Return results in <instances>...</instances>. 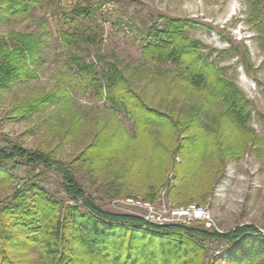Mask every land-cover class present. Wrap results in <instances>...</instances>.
I'll list each match as a JSON object with an SVG mask.
<instances>
[{"label":"rangeland","instance_id":"374dc122","mask_svg":"<svg viewBox=\"0 0 264 264\" xmlns=\"http://www.w3.org/2000/svg\"><path fill=\"white\" fill-rule=\"evenodd\" d=\"M78 1L34 0L32 9L24 14L0 12V36L6 38L8 46L14 45L11 32H34L43 45L41 61L32 64L37 78L0 89V141L28 150L54 151L59 161L75 170L86 198L105 213L139 220L141 224L132 226L142 231H149L151 226H183L226 234L251 225L264 235V153L259 145L248 142L245 153L239 158H225L224 166L215 168V159L205 156L197 170L184 167L177 173L174 162L180 164L182 159L176 149L184 136L202 133L199 126L211 133H229L231 119L224 117L223 105L208 99L205 89L182 90L180 86L186 84L180 78L190 79L184 73L186 67L179 69L171 59L145 54L144 35L138 31L143 19L148 26L160 28L171 19L183 21L184 26L175 25L184 39L179 47L191 43L203 61L243 92L249 113L243 116L245 127L264 139V48L257 29L258 24H264V0L257 4V0H96L95 20L90 27L100 42L63 48L60 32L72 29L62 11L69 13ZM82 23L77 21L75 28L83 32ZM73 58L93 65L92 75L83 76ZM108 64L116 65L127 80L123 87L127 100L117 99L95 73ZM62 88L67 89L71 100L23 117L12 110ZM142 106L166 113L179 122L178 127L167 126L157 118L151 126L141 128L138 119ZM197 112V123L183 134L186 118ZM102 138L112 140L116 152L103 153L96 160L90 155V147ZM167 148L172 155L165 167L161 153ZM0 170L13 176L0 175V201L10 198L33 177L27 168ZM38 183L61 205H76L54 172L40 175ZM181 195L193 200L188 205L206 207L215 226L161 220L169 210L188 206L180 204ZM203 247L204 264H236L224 252L227 242L209 239ZM261 249L258 264H264V245ZM7 254L20 264L14 251ZM24 257L25 264L44 263L47 258L37 245Z\"/></svg>","mask_w":264,"mask_h":264},{"label":"trees","instance_id":"16d2710c","mask_svg":"<svg viewBox=\"0 0 264 264\" xmlns=\"http://www.w3.org/2000/svg\"><path fill=\"white\" fill-rule=\"evenodd\" d=\"M96 2L81 0L75 3L69 13L62 11L64 16H68L66 20H69L68 26L72 29L60 32L63 48L100 42V36L92 32L90 27L95 20ZM257 3L260 1L257 0ZM34 4V0H1L0 12L24 14ZM79 20L83 22L81 28L86 29L83 32L75 28ZM146 22V19L141 20V28L138 30L144 35L142 42L145 44V54L171 59L179 69L185 66L184 73L190 79L180 78L186 84L180 86L182 90L205 89L208 99L223 105L226 108L224 117L231 119V134L211 133L199 126L202 133L189 135V126L197 123L199 113L186 118L182 133L187 135L176 149L182 163L173 161V168L177 173L184 167L197 170L205 156L215 159V168L224 166L225 158L242 156L247 150L248 142L259 145L264 153V139L257 137L254 130L245 127L243 116H249V113H246L248 104L243 92L234 83L222 78L219 70L212 64L203 61L191 43L179 47L184 39L175 25L182 27L185 23L171 19L160 28L155 24L148 26ZM257 29L260 45L264 48V24H258ZM9 38L14 43L13 46H8L6 38L0 36V89L15 82H28L37 78V71L32 69V64L41 61L43 45L36 33L11 32ZM81 62L79 58H73L77 70L83 76L87 73L91 76L90 70L94 71V66ZM95 73L101 76L110 92H115L117 99H126L123 87L127 80L116 65L108 64L107 68L96 69ZM103 88H99L101 93ZM65 100L71 98L67 89L62 88L43 93L12 110L18 117H23L40 113L44 107L55 106ZM140 114L142 117L138 119V123L144 129L157 121V118L175 129L179 125V122H174L166 113L156 112L146 106L141 107ZM112 142L100 139L90 147V155L98 160L103 153H115ZM170 154L172 155L168 148L161 153L165 167L168 166ZM0 168L11 171L27 168L33 174L22 189L0 201V264H15L8 256V250L16 253L20 264H25L26 252L35 245L47 257L40 264H204L206 250L203 242L209 239L227 242L224 252L229 261L236 264H258L257 260L262 256L264 235L251 225L239 226L226 234L183 226H151L149 231H142L132 226L137 222L141 224L139 220L103 212L86 198L75 170L69 163L59 161L54 151L28 150L18 144L0 141ZM49 172H54L61 179L63 191L76 205H61L55 196L40 186V175ZM8 174L0 170L3 177H13L11 173ZM32 193L34 195L31 197ZM185 196L179 197H183L180 204L193 203V200ZM9 221L13 223L10 224ZM13 229L17 231L13 232Z\"/></svg>","mask_w":264,"mask_h":264},{"label":"built area","instance_id":"2783aa9c","mask_svg":"<svg viewBox=\"0 0 264 264\" xmlns=\"http://www.w3.org/2000/svg\"><path fill=\"white\" fill-rule=\"evenodd\" d=\"M165 221H181L183 223H201L208 228L215 226L213 216L210 211L202 205H188L185 207L171 209L167 212V217H160Z\"/></svg>","mask_w":264,"mask_h":264}]
</instances>
